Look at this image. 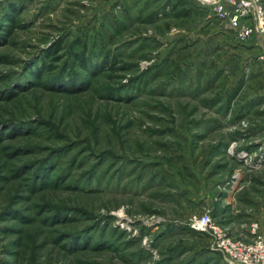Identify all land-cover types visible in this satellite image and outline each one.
<instances>
[{
	"label": "rangeland",
	"instance_id": "rangeland-1",
	"mask_svg": "<svg viewBox=\"0 0 264 264\" xmlns=\"http://www.w3.org/2000/svg\"><path fill=\"white\" fill-rule=\"evenodd\" d=\"M263 52L199 0H0V264H229L189 222L264 234Z\"/></svg>",
	"mask_w": 264,
	"mask_h": 264
},
{
	"label": "built area",
	"instance_id": "built-area-1",
	"mask_svg": "<svg viewBox=\"0 0 264 264\" xmlns=\"http://www.w3.org/2000/svg\"><path fill=\"white\" fill-rule=\"evenodd\" d=\"M209 4L218 21L240 41L257 35L264 41V0H199ZM264 58V52L261 55ZM189 227L211 235L216 249L229 264H264V236L257 223L252 224L250 241L235 240L213 221L211 214L195 215Z\"/></svg>",
	"mask_w": 264,
	"mask_h": 264
},
{
	"label": "trees",
	"instance_id": "trees-1",
	"mask_svg": "<svg viewBox=\"0 0 264 264\" xmlns=\"http://www.w3.org/2000/svg\"><path fill=\"white\" fill-rule=\"evenodd\" d=\"M179 15H181V16H183V15H185V12H180V13H178ZM83 64V63H82Z\"/></svg>",
	"mask_w": 264,
	"mask_h": 264
},
{
	"label": "crops",
	"instance_id": "crops-1",
	"mask_svg": "<svg viewBox=\"0 0 264 264\" xmlns=\"http://www.w3.org/2000/svg\"><path fill=\"white\" fill-rule=\"evenodd\" d=\"M262 223H263V221H262ZM261 228L264 229V226H262ZM263 235H264V234H263Z\"/></svg>",
	"mask_w": 264,
	"mask_h": 264
}]
</instances>
